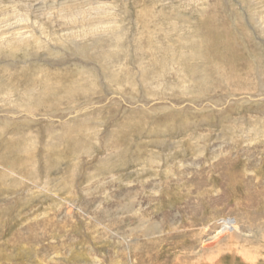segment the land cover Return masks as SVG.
<instances>
[{
  "label": "rangeland",
  "instance_id": "rangeland-1",
  "mask_svg": "<svg viewBox=\"0 0 264 264\" xmlns=\"http://www.w3.org/2000/svg\"><path fill=\"white\" fill-rule=\"evenodd\" d=\"M0 127V264H264V0H0Z\"/></svg>",
  "mask_w": 264,
  "mask_h": 264
},
{
  "label": "bare ground",
  "instance_id": "bare-ground-1",
  "mask_svg": "<svg viewBox=\"0 0 264 264\" xmlns=\"http://www.w3.org/2000/svg\"><path fill=\"white\" fill-rule=\"evenodd\" d=\"M83 24H84V21L82 22ZM83 27V26H82ZM87 27V26H86ZM188 27V26H187ZM19 29H21V28H19ZM186 29V28H185ZM13 30V29H12ZM10 32V31H9ZM16 32V31H15ZM7 33V32H6ZM153 33V32H152ZM197 34V33H196ZM16 35V34H15ZM176 35V34H175ZM24 36V35H23ZM20 36V37H17V38H15V40L16 41H18L19 43H22V42H25L26 41V39L27 38H29V37H31V35H26V36ZM182 36V35H181ZM16 37V36H15ZM186 37V36H185ZM188 37H190L191 38V34L188 36ZM178 39V38H177ZM186 39H188V38H186ZM181 41H183V40H181ZM199 42V41H198ZM11 43H13V42H11ZM37 46V45H36ZM169 46V45H168ZM9 47V46H8ZM185 47V46H184ZM183 47V48H184ZM192 47V46H191ZM170 48V47H169ZM181 48V47H180ZM179 48V49H180ZM187 48V47H186ZM189 48V47H188ZM9 49V48H8ZM190 49V48H189ZM155 51L157 50V47L154 49ZM161 50H164V49H161ZM170 50V49H169ZM165 51H167V50H165ZM192 51V50H191ZM169 52V51H168ZM182 52V51H181ZM189 52V51H188ZM171 53V52H170ZM176 53V52H175ZM163 54V53H162ZM178 54V53H177ZM188 55V54H187ZM175 56V54L173 55L172 53L170 54V55H167L166 54V56H164V54H163V59L165 60V61H163V59H162V61L164 62V64H163V66L165 65V62L166 61H168V59L170 60V61H173L174 60V57ZM195 56H196V54H195ZM180 57L182 58V54L180 55ZM179 57V58H180ZM189 57V56H188ZM191 57V56H190ZM162 58V57H161ZM197 58V57H196ZM195 59V58H194ZM160 61V60H159ZM174 62V61H173ZM172 63V62H171ZM166 65H167V63H166ZM235 78V76L234 75H232V74H228L227 75V80H228V83H230V82H232V80ZM192 79V78H191ZM181 80V79H180ZM116 83H117V81H115ZM120 84V83H119ZM238 87H241V88H243V90H244V88L246 89V90H248L249 88H248V86L247 87H245V84H241V83H239L238 85H237ZM239 89V88H238ZM237 90V89H236ZM191 95V94H190ZM73 127V126H72ZM1 128V127H0ZM75 128V127H74ZM79 128V127H78ZM78 131V130H77ZM88 134V133H87ZM84 136V135H83ZM27 147H29V146H27ZM142 157V156H141ZM150 161V160H149Z\"/></svg>",
  "mask_w": 264,
  "mask_h": 264
}]
</instances>
